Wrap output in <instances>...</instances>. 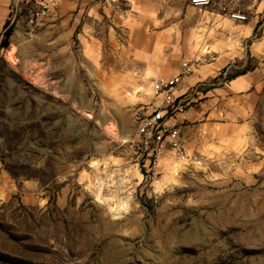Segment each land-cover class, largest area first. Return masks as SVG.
Returning a JSON list of instances; mask_svg holds the SVG:
<instances>
[{
  "label": "rangeland",
  "instance_id": "374dc122",
  "mask_svg": "<svg viewBox=\"0 0 264 264\" xmlns=\"http://www.w3.org/2000/svg\"><path fill=\"white\" fill-rule=\"evenodd\" d=\"M1 3L0 264H264V87L227 86L259 66L248 50L264 15L244 40L253 14L236 23L190 0H59L37 26L35 0ZM134 25L167 26L172 43L129 44ZM228 50V70L177 91L189 160L143 174L135 111L156 102L152 80Z\"/></svg>",
  "mask_w": 264,
  "mask_h": 264
},
{
  "label": "built area",
  "instance_id": "2783aa9c",
  "mask_svg": "<svg viewBox=\"0 0 264 264\" xmlns=\"http://www.w3.org/2000/svg\"><path fill=\"white\" fill-rule=\"evenodd\" d=\"M35 6L27 17L29 26H37L55 13L59 0H35ZM190 5L198 10H210L236 23L246 22L248 16L239 7V0H190ZM198 60V59H197ZM184 62L179 72L170 77L154 79V99L152 105H145L135 111L137 125V153L139 170L145 175H155L160 169V161L167 154L181 162L189 160L179 129L174 120L186 93L177 94L183 79L192 75L194 63Z\"/></svg>",
  "mask_w": 264,
  "mask_h": 264
},
{
  "label": "crops",
  "instance_id": "0c3cea01",
  "mask_svg": "<svg viewBox=\"0 0 264 264\" xmlns=\"http://www.w3.org/2000/svg\"><path fill=\"white\" fill-rule=\"evenodd\" d=\"M3 0H0V25L1 27L6 22L7 19V10L2 7ZM239 0V7L241 10L248 16L250 13L253 14L251 17L249 23L243 24L238 26V32L243 36L244 40H248L253 38V33L255 30V27L257 26L259 20L264 15V0H250L249 4L247 6H244ZM148 10L143 12L144 17H146L148 20L145 21V23H149L150 29L153 30V24L151 23L154 15L156 14L155 8H147ZM90 11L94 12L93 6L90 7ZM140 14V13H139ZM213 15H216V13H212ZM134 24H137L138 20L140 19L137 12L134 13ZM217 16V15H216ZM261 34L260 38L257 40H252L250 49L248 51L251 52L252 56H255L260 59L259 66L254 68L251 71H248L245 74L236 76L235 78L231 79L228 83L229 91L236 94V95H246V93H253L257 91L260 88L264 87V23L261 25ZM129 38H127V41L129 44L132 45H142V44H148V45H158L161 46L163 44H171L173 40V35L168 31L169 27H165L161 29L159 32L153 34V33H146L144 31V28L137 27V25H134V27L131 28ZM205 40V39H204ZM190 43V41H189ZM196 43V42H195ZM191 50V49H190ZM192 51V50H191ZM229 51V50H228ZM209 52V51H208ZM207 52V53H208ZM239 52V51H237ZM205 53V52H204ZM237 55L234 53H227V56L223 57L222 60L215 61L209 65L204 70H199L200 73L195 75H190L187 78L190 77L189 80H196L194 82H198L201 80H204V78H207L208 76H211L212 74H216L217 71L220 70H228L232 64L234 58H236ZM150 64L153 62H149ZM211 65V66H210ZM210 66V67H209ZM174 67H172L170 70H172ZM164 70L166 68H163ZM168 69V68H167ZM154 74H156L155 70H150ZM186 79V78H184Z\"/></svg>",
  "mask_w": 264,
  "mask_h": 264
},
{
  "label": "bare ground",
  "instance_id": "6f19581e",
  "mask_svg": "<svg viewBox=\"0 0 264 264\" xmlns=\"http://www.w3.org/2000/svg\"><path fill=\"white\" fill-rule=\"evenodd\" d=\"M204 39V38H203ZM202 40V39H201ZM198 42V41H197ZM153 81V80H152ZM154 81L152 82V84H151V86H150V88L149 89H147V93H151V94H153L154 96H155V91H154ZM149 90V91H148ZM151 97V96H150ZM170 159H172L173 161H178V162H181V161H179V160H176L173 156H172V154L171 153H167L163 158H162V160L160 161V166H162V163L165 161V160H170ZM188 160H186V161H184V162H182V164L183 163H186ZM139 171V170H138ZM119 200V199H118ZM122 202V201H121ZM124 205H125V203H122V205H121V203L119 204V207L120 208H123L124 207Z\"/></svg>",
  "mask_w": 264,
  "mask_h": 264
},
{
  "label": "trees",
  "instance_id": "16d2710c",
  "mask_svg": "<svg viewBox=\"0 0 264 264\" xmlns=\"http://www.w3.org/2000/svg\"><path fill=\"white\" fill-rule=\"evenodd\" d=\"M12 31H13V29L11 28V27H9V28H7V30L5 31V33H4V39H3V41H2V46L3 47H7L8 46V42H9V38L11 37V35H12ZM248 71H244V72H242V73H240V74H238V75H236V76H239V75H242V74H245V73H247ZM235 76V77H236ZM235 77H233V78H235ZM232 78V79H233Z\"/></svg>",
  "mask_w": 264,
  "mask_h": 264
}]
</instances>
